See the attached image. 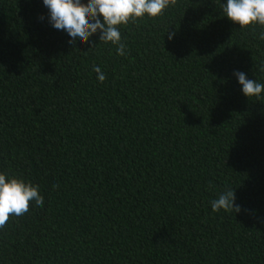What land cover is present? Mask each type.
Instances as JSON below:
<instances>
[{
  "label": "trees",
  "instance_id": "16d2710c",
  "mask_svg": "<svg viewBox=\"0 0 264 264\" xmlns=\"http://www.w3.org/2000/svg\"><path fill=\"white\" fill-rule=\"evenodd\" d=\"M47 14L0 0V170L44 199L0 229V264H264V98L233 75L264 82V28L176 0L121 27V56ZM226 187L240 213L212 211Z\"/></svg>",
  "mask_w": 264,
  "mask_h": 264
},
{
  "label": "clouds",
  "instance_id": "9594fccd",
  "mask_svg": "<svg viewBox=\"0 0 264 264\" xmlns=\"http://www.w3.org/2000/svg\"><path fill=\"white\" fill-rule=\"evenodd\" d=\"M47 8V20L52 28L66 35L69 44L89 43L99 33L100 43L116 46L118 55L127 54V45L122 41L121 27L135 23L139 19L157 18L167 9L175 6L176 0H42ZM223 16L239 28L259 26L264 28V0H220ZM41 20L44 16L40 17ZM168 40L175 38V31L169 32ZM258 39L264 40V31L258 32ZM264 73V62L260 64ZM97 80L103 82L105 75L99 66H94ZM241 93L247 98H264V82L247 78L242 71H235ZM36 209L44 206V199L39 194V187L25 181L22 177L0 170V229L10 217H23L29 213V205ZM213 212L225 211L240 213L241 205L236 203L235 190L226 187L216 199L211 201Z\"/></svg>",
  "mask_w": 264,
  "mask_h": 264
}]
</instances>
